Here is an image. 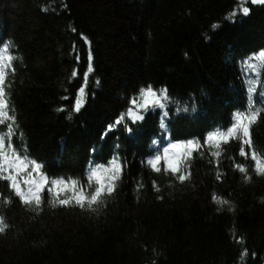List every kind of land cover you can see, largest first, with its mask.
Returning a JSON list of instances; mask_svg holds the SVG:
<instances>
[{
  "label": "trees",
  "instance_id": "trees-1",
  "mask_svg": "<svg viewBox=\"0 0 264 264\" xmlns=\"http://www.w3.org/2000/svg\"><path fill=\"white\" fill-rule=\"evenodd\" d=\"M246 6L251 14L233 22L227 17L238 0H0V45L11 42L18 58L7 80L23 133L17 149L41 163L49 179H75L85 187L90 168L113 156L123 164L115 191L96 211L53 207L47 191L36 211L0 180V215L9 225L0 233V264H264V175L238 155L239 141L222 145L218 162L207 146L194 153L183 183L146 163L168 143H203L209 131L226 129L233 113L248 106L245 81L257 82L253 99L264 106V66L244 63L264 49V5ZM84 37L94 71L86 106L75 113L74 100L64 97H74L83 83ZM77 70L81 75L74 77ZM148 85L166 88L175 101L162 143H152L162 135L159 110L143 113L135 138L128 137L125 119L102 139ZM180 106L196 110L177 114ZM250 132L264 153V114ZM235 164L245 165L247 182ZM213 193L234 210L213 202Z\"/></svg>",
  "mask_w": 264,
  "mask_h": 264
},
{
  "label": "snow or ice",
  "instance_id": "snow-or-ice-1",
  "mask_svg": "<svg viewBox=\"0 0 264 264\" xmlns=\"http://www.w3.org/2000/svg\"><path fill=\"white\" fill-rule=\"evenodd\" d=\"M249 3L264 5V0H238L239 7L234 9L227 19L234 22V18L237 15L249 16L251 9L246 6ZM213 27L217 28L219 25H213ZM83 39L89 44L88 67L82 76L83 83L78 88L74 97H64L66 101L74 100L72 110L75 113L81 112L82 108L86 106L88 79L94 71L92 66L93 57L90 49L91 42L88 41L87 37ZM10 43L5 42L0 45V128L4 129L0 131V180L7 183L10 192L19 198V201L23 205L34 207L36 211H40L42 193H45V191L52 194L53 198L50 203L53 207L58 205L65 207L77 206L81 209L87 208L91 211H96L97 207L104 204L105 197L112 195L115 191L116 182L123 173L122 162L118 156H113L107 164H97L90 168L86 177L87 187H85L84 183L75 179H49L44 173V166L41 163L31 159L17 149L15 140L18 136L22 139L23 133L18 132L17 117L13 114L9 102L8 75L9 72L14 74V61L18 59L10 51ZM250 60L259 61L260 65L249 64ZM244 63L246 67L253 70L264 66V49L259 50L258 53H253ZM80 75L78 70L73 73L74 77H79ZM97 83L99 82L97 81ZM245 83L248 85V106L244 111L237 110L233 113L232 122L226 129L217 128L216 130L209 131L203 138V143L196 139L168 143L166 147H163L162 155L157 150L156 155L147 159L146 163L150 166L151 170L156 173H160L161 171L169 173L177 181L183 183L190 179V171L187 165L194 153L200 152L202 148L207 146L211 156L218 162L222 154V145L232 140H237L240 143L238 155L252 162V171L256 175H264V153L254 147L250 132L251 126L264 114V106L256 107L255 100L253 99V94L257 91V82L255 80H248ZM129 103L130 106L126 114H121L112 124L107 125L106 131L102 133L101 138L103 139L114 129H118L125 119L129 121V124L125 128L128 137L130 139L135 138L140 131L135 126L141 124L145 119L143 113L159 110V129L162 135L161 139L153 140L152 143H162L165 138L164 134L169 131L168 125L172 122L167 108L169 104L175 103L169 97L168 90L166 88L156 90L151 85L142 86L138 90L137 96L132 97ZM189 110L194 112L196 109L194 107L189 109L180 106L177 108V114L188 112ZM59 111L65 112L67 109L61 108ZM118 147L119 145H117ZM23 152H26V148L23 149ZM235 168L244 174L243 179L247 182L249 175L245 165L235 164ZM216 178L220 179L219 173H217ZM93 186L94 191L89 192L88 189ZM153 187L156 191H159L155 181H153ZM157 198L159 199V197ZM211 199L217 205H227L228 211L234 210L230 201L215 193L212 194ZM3 202L9 204L11 200L8 197H4ZM217 210L219 211L220 209L218 208ZM8 227L9 225L6 223L5 217L0 215V233H4ZM237 243L243 244V238L238 239ZM247 254L248 250L245 248L241 255L246 256ZM252 255L255 256V253Z\"/></svg>",
  "mask_w": 264,
  "mask_h": 264
},
{
  "label": "rangeland",
  "instance_id": "rangeland-1",
  "mask_svg": "<svg viewBox=\"0 0 264 264\" xmlns=\"http://www.w3.org/2000/svg\"><path fill=\"white\" fill-rule=\"evenodd\" d=\"M13 220L17 223L18 226L22 227V222L18 218Z\"/></svg>",
  "mask_w": 264,
  "mask_h": 264
}]
</instances>
